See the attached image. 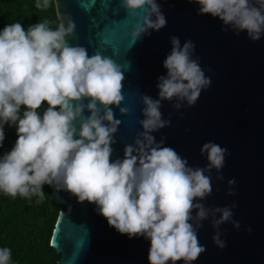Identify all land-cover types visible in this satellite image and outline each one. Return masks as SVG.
Wrapping results in <instances>:
<instances>
[{"label": "clouds", "instance_id": "clouds-1", "mask_svg": "<svg viewBox=\"0 0 264 264\" xmlns=\"http://www.w3.org/2000/svg\"><path fill=\"white\" fill-rule=\"evenodd\" d=\"M194 2L198 15L216 18L236 33L245 32L253 41L264 35V0ZM49 3L37 0L36 7L47 8ZM123 4L130 13H144L140 24L133 26V41L167 24L157 0ZM74 29L71 21L56 29L44 21L27 29L19 22L9 23L0 30V145L5 124L15 125L17 135L12 148L0 156V192L42 199L43 186L55 185L77 202L95 204L108 226L120 234L148 240V264H191L205 251L197 236L200 221L219 213L212 221L218 228L233 215L230 207L208 209L197 202L211 193L206 172L223 167L227 149L203 144L207 166L193 168L151 133L169 123L162 119V100L175 99V109L181 101L193 105L211 83L198 60L191 58L194 44L186 41L181 46L178 37H170L172 47L163 61L166 75L157 77L158 98L141 97L143 131L124 147L123 158L112 160L113 135L121 121L110 106L123 100L124 74L111 58L89 56L84 47L69 45L65 38ZM42 104L47 107L41 114ZM85 111L89 115L84 116ZM119 111L125 115L128 110ZM220 235L216 232L212 239L224 247ZM10 262L11 250L0 248V264Z\"/></svg>", "mask_w": 264, "mask_h": 264}, {"label": "water", "instance_id": "water-1", "mask_svg": "<svg viewBox=\"0 0 264 264\" xmlns=\"http://www.w3.org/2000/svg\"><path fill=\"white\" fill-rule=\"evenodd\" d=\"M53 1L59 25L75 24L65 38L68 44L84 47L89 56L100 53L111 58L124 74L123 100L110 106L114 118L121 121L113 135L112 160L123 158L124 147L143 131L141 97L158 98L157 77L166 75L163 61L172 47L170 37H178L181 46L186 41L194 44L191 58L198 60L211 83L193 105L181 101L175 109V99L162 100V119L169 123L151 133L193 168L207 166L203 144L227 149L223 167L206 172L211 193L197 202L208 209L230 207L233 215L218 228L212 221L219 213L200 221L197 236L205 251L191 264H264V35L253 41L216 18L198 15L194 0H157L166 26L133 41V26L140 24L144 13H130L123 0ZM120 107L127 114L121 115ZM229 180L235 183L230 185ZM49 188L53 205L65 208L50 239V246L61 255L59 264H148V240L120 234L108 226L95 204L77 202L55 185ZM233 222H239V228ZM192 223L195 227L197 222ZM216 232L224 247L213 242Z\"/></svg>", "mask_w": 264, "mask_h": 264}, {"label": "trees", "instance_id": "trees-1", "mask_svg": "<svg viewBox=\"0 0 264 264\" xmlns=\"http://www.w3.org/2000/svg\"><path fill=\"white\" fill-rule=\"evenodd\" d=\"M36 3L37 0H0V30L9 23L19 22L27 29L44 21L50 28H58L54 1L50 0L47 8H37ZM46 107L42 104L38 111L42 114ZM4 133L0 156L17 139L15 125L5 124ZM43 192L42 199L38 195L11 197L0 192V248L11 250L10 264H59L61 255L50 246V239L58 215L65 208L53 205L49 185L43 186Z\"/></svg>", "mask_w": 264, "mask_h": 264}]
</instances>
